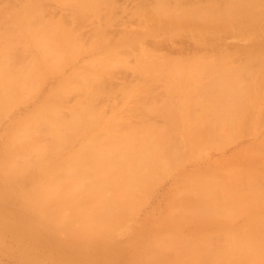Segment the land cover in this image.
Segmentation results:
<instances>
[{"label": "bare ground", "instance_id": "bare-ground-1", "mask_svg": "<svg viewBox=\"0 0 264 264\" xmlns=\"http://www.w3.org/2000/svg\"><path fill=\"white\" fill-rule=\"evenodd\" d=\"M43 2L23 0L0 13V119L41 80L58 77L0 144V238L32 244L31 259L41 264H264V171L250 166L227 181L194 169L180 177L158 226H125L165 171L249 135L247 120L255 128L264 120V0H85L72 12L79 21L109 15L94 30L93 49L75 20L48 34ZM227 6L232 14L223 17ZM190 23L186 36L159 38ZM230 28L254 35L229 44L219 34ZM135 91L164 100L117 109L115 96ZM104 97L113 101L110 116L97 114ZM153 117L169 126L154 127ZM256 146L248 157H264V138ZM238 215L244 225L234 223ZM43 248L49 254L40 261Z\"/></svg>", "mask_w": 264, "mask_h": 264}, {"label": "rangeland", "instance_id": "rangeland-1", "mask_svg": "<svg viewBox=\"0 0 264 264\" xmlns=\"http://www.w3.org/2000/svg\"><path fill=\"white\" fill-rule=\"evenodd\" d=\"M19 1L22 2L23 0H0V13L6 11L8 8L11 9L13 7L11 10L8 9L9 11L7 12V14L12 13L13 10L18 8L19 5L21 4V2H19ZM82 1H85V0H82ZM82 1L81 0H44V2L42 3L44 15H43V18H41V20L45 21L44 23H46V25H47V27H45V28H47V30L49 31L48 34H53V35H56L58 33L59 28L63 29V27H65L67 25L69 26L70 23L73 22L74 20L77 21L78 24H80V27L78 26L79 29H81L83 32L89 30V31H87L88 35H89V36H87L88 38L86 37L85 40L82 41L85 45V48L93 49L92 48L93 43L95 41H97L96 37H94V30L96 28L103 27L106 24V20H107L109 15H106L103 11H101L99 16H94V15L89 16L88 15L85 18V19H87L86 21H85V19L79 21L80 18L75 17V14H73L72 12H74L75 10L80 8L79 4ZM202 1L200 0L201 3H205L204 1H206V0H202ZM221 1L216 0V2H218V3L221 2V4H220L221 6H224L225 3L227 2V0H225V1L221 0ZM223 2H224V4H223ZM121 3H122V1H121ZM40 5H41V3H40ZM126 6H128V9H132L133 3L128 4ZM228 8H230V6H227V9H226L227 11L226 10H223V11L220 10L218 12L221 15L223 14L222 15L223 17H229V15H227V14H229V13L232 14V11ZM187 10L188 9L184 8L183 10H180V11L182 12V14H185V13L187 14V12L188 13L190 12ZM229 10H230V12H229ZM46 11L48 14L47 13L45 14ZM42 13H41V15H42ZM65 13H69V14H66L67 15L66 16ZM55 14H56V18H55ZM114 14H115L114 15L115 17H119L120 19L122 18V20H124V19L126 20L128 17L127 15H129V13H127L126 15L123 14L122 12H120V10H116ZM61 17H63L62 18L63 21H62ZM66 17H70V18H66ZM71 17H74V18H72L73 20H69V19H71ZM53 18L55 20H53ZM161 21H164V19H162ZM222 22H223L222 23L223 25L224 24L226 25L225 21H222ZM61 23H62L63 27L60 25ZM65 23H69V24H65ZM219 24H221V23H219ZM90 29L92 31H90ZM132 30H134V29H132ZM190 30H194V26L191 23L188 25H183V27L180 26L176 30L168 28L166 30H163V32L159 35V38H164V37L170 38L171 35L176 34V33H179L181 35H185V34L187 35L188 34L187 32H190ZM229 30H233V29L230 28V29L222 30L221 34H219V35H220V37L225 38V40L227 39V42L229 44H233V45L235 44L237 46L243 45L244 40L248 41V38H252V35H254L251 33L252 31L248 30V29H242V30H244L245 33L244 32H236V31H235L236 33H231V32H229ZM87 32H85V33H87ZM256 34L258 35L259 33H256ZM179 38L183 39L184 37H179ZM179 38L175 37L173 40L177 41V39H179ZM184 40L187 41L188 39L184 38ZM178 43H179V41H178ZM191 43L192 42L190 41L189 45L192 47ZM245 43H247V42H245ZM54 44L55 43H51V45H54ZM30 55H31V57L35 56L33 51H30L28 53V56H29V58L27 57L28 59L31 58ZM237 58L240 59V61L237 59V62H240V63H243L246 60L245 59L246 57L244 56V54H243V56L237 55ZM87 61H88V59L85 62H87ZM127 62L130 64L129 66L132 67L134 65L133 63L136 62L135 56L128 57ZM81 64H82V62H81ZM70 71L71 70L67 71L66 73H69ZM129 75H131V74H129ZM54 76L55 75H53V76L51 75V76H48L47 78H44L43 80H41V84L36 89V91L23 98V100H22L23 104L13 107V109H11L4 117H2L0 119V144L2 143V141L4 139L6 129L11 125V123L14 121V119H19V118H22L23 116L30 115L31 113H33L35 111V109L38 107V104L40 103V101H42L44 99V97L46 95H48V93L56 86V84L58 82V77L57 76L54 77ZM160 88L162 89L161 86L157 89H160ZM161 89L159 91L162 93ZM159 91H157V93L160 94ZM138 93H139L138 91H135V93H130V95H126L125 93H122V94H118L117 96H115V98H116L115 100L119 104L117 109L121 108V111L129 109V108L132 109L134 107L135 103H136V105L141 104V105H144L145 107L146 106L159 105L164 100L161 98H157V100L154 101V100L148 99L149 97L148 98L139 97ZM70 97H72V98H70L69 101L73 100V99L74 100L69 102V105L75 104V100L78 99V96L74 95V96H70ZM75 97H77V98L75 99ZM76 102H77V100H76ZM104 102L107 105L101 106L100 107L101 109L98 107L100 109L99 112H98L99 109L95 108V109H98L97 110L98 116L104 115V114L106 116H110V114H111V108H112V103H113L112 99L107 100V98L104 97ZM262 105L263 104L261 103V106ZM246 113L248 114V112H246ZM244 116L245 117H251L252 115L249 113L248 116H246V114H244ZM155 118H156V120H155ZM153 119L156 122V125H153V126L156 128L161 127L163 129V128H166L169 126V124H167V125L164 124L163 119L161 117H158V118L153 117L152 120ZM246 123L247 124H245L244 126H247L249 128L244 129V131L246 130V133L249 135L238 136L234 139L235 141H232L231 143L225 145L221 149H212V150L211 149H208V150L205 149L198 157H184V160L181 164L173 166V167H171L170 170L165 171L164 177L161 176V181L156 186L153 187V189L149 193L148 197L144 198L141 201V203H140L141 205H139L137 208H135L134 212H136V214H137V215L135 214V217H136L135 221L132 224L128 223L125 226L128 227L129 225H131V227L132 226H135V227L138 226L139 228L141 226L144 229H149L150 226H155V225L158 226L159 221L164 219L169 213V209H168L169 201L171 199H173V195L179 186L180 177L184 174L194 172V169L199 168L203 171H209V173L216 172V175L219 178L225 179L226 181L229 177H231V175L234 172L243 173V171L241 169H245V167H247V166H250V168L253 167L259 171H264V164H261L264 157H252V156L248 157V155L252 153L253 147H255V150H256L257 149L256 144L260 143L261 140L264 138V120H262L261 124L257 123L256 128H255V123L249 125L250 124L249 120H247ZM136 124H139V123H136ZM170 139H171V141L176 142L177 141V135L174 136L173 134H171ZM43 142L46 143L47 141L44 140ZM76 147H77V145L75 146V148ZM66 151H67L66 153L69 152V150H66ZM66 153H64V156L68 155V154L66 155ZM256 153L260 154V150H258V152L256 151ZM256 174L259 175L260 173H256ZM260 175H262V174H260ZM214 180H217V179L215 178ZM64 183L68 184L67 182H63L62 184H64ZM232 190L235 191V186ZM245 222H246V216L245 215H242V216L238 215L234 219V223L237 226L244 225ZM210 236L212 238H215V236L218 237V235H213V234H210ZM64 238H65L64 236L61 237V239H64ZM120 240L125 241L126 238H121ZM31 245L29 243L24 244V245H19L12 240V238L9 236L8 233H4L3 236L0 238V264H41V263L35 262L31 259V257H33V254H34L33 250L30 247ZM37 253H38L37 257L40 258L39 259L40 261H41V257L43 258L42 260H46L47 258L45 256L49 254L48 250L45 248L39 249L37 251ZM53 258L55 259V257H53ZM49 263L50 264H59L56 259H55V261L49 262Z\"/></svg>", "mask_w": 264, "mask_h": 264}]
</instances>
